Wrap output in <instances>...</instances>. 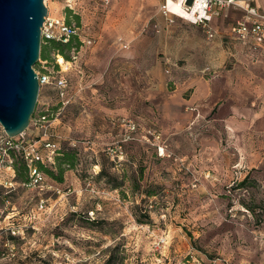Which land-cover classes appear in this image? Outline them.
I'll return each mask as SVG.
<instances>
[{
  "label": "rangeland",
  "instance_id": "1",
  "mask_svg": "<svg viewBox=\"0 0 264 264\" xmlns=\"http://www.w3.org/2000/svg\"><path fill=\"white\" fill-rule=\"evenodd\" d=\"M159 1L111 0L102 11L92 0H44L94 41L75 60L66 50L63 71L54 50L33 65L51 81L25 131L40 139L45 113L49 138L77 161L62 182L41 171L42 181L23 183L15 158L2 159L0 264H104L110 254L111 264H264V127L245 126L242 112L217 119L229 105L243 109L244 95L233 104L215 95L202 115L188 106L181 41L192 28L207 34L180 17L170 24ZM247 3H230L218 22L232 25Z\"/></svg>",
  "mask_w": 264,
  "mask_h": 264
},
{
  "label": "crops",
  "instance_id": "2",
  "mask_svg": "<svg viewBox=\"0 0 264 264\" xmlns=\"http://www.w3.org/2000/svg\"><path fill=\"white\" fill-rule=\"evenodd\" d=\"M159 2L161 6L162 1ZM251 3L259 12L264 13V0H251ZM94 6L97 7L96 4ZM161 13L170 24L176 22L175 16L166 15L162 11ZM218 18L215 16L211 21L214 30L212 38L208 36L205 38L192 28L195 30L192 36L181 41L179 53L184 60L182 77L188 80L189 85H193V91L186 99L187 104L202 115L206 111L203 106H207L206 104H209L215 95L227 96L230 104L236 103V97L239 95H244V110L237 108L236 104L229 105L226 113L220 114L217 119L228 123L238 118L236 113L242 112L239 114L243 116L240 121L245 126L252 127L259 124L264 127V41L253 50L251 37L247 42H242L231 30L234 23L230 26H222ZM193 26L199 25L193 24ZM203 31L205 32L204 28ZM79 34L82 38L94 41L89 33L79 32ZM117 41L120 47L129 46V42L122 35L117 37ZM83 45L85 44L81 46ZM166 60L169 61V58ZM206 67L210 68L207 74L203 72ZM254 104L256 107L253 106Z\"/></svg>",
  "mask_w": 264,
  "mask_h": 264
},
{
  "label": "built area",
  "instance_id": "3",
  "mask_svg": "<svg viewBox=\"0 0 264 264\" xmlns=\"http://www.w3.org/2000/svg\"><path fill=\"white\" fill-rule=\"evenodd\" d=\"M96 6L105 11L110 5V0H93ZM161 11L168 15L175 17H180L184 20L189 21L192 24H196L204 28L208 38L214 36V30L211 27V21L213 17L220 15L224 7L230 3H236L237 0H188L179 1L182 8L189 15V19L179 16L174 10H170L168 6L169 0H161ZM177 2L178 0H173ZM72 3L75 0H66L68 7L73 8ZM245 13L242 18L235 21L231 30L236 34V36L242 41L247 42L248 38H252V49L256 50L264 41V13L259 12L258 9L250 4L242 6ZM77 35L81 40L82 44H90L92 41L88 38H82L78 32V27L74 24L67 23L66 20L59 16L51 15L47 10V14L44 17L43 24L41 26V37L44 40H56L62 43H67L72 36ZM126 46V44L124 45ZM72 60H75L78 56V50H73ZM57 61L61 66L65 62L64 57L60 54H56ZM43 64L46 60H41ZM70 63V61L65 62ZM209 68L206 67L203 72L207 73ZM39 77L40 84L49 83L50 75L47 73H37ZM55 85L59 89V93L63 95L64 89L67 84V80L63 74H60L55 79ZM49 123L48 118L45 113H40L36 118L35 125L41 130L42 134L40 139H35L34 137H29L26 131L21 134L10 137L4 131L2 125L0 124V162L4 157L13 158L12 152L18 154L22 157L26 163L29 170V179L34 181H42L43 175L37 166L38 162L52 161L53 153L57 144L48 140L50 134L47 133L46 125ZM43 142H40L42 141ZM47 150V154L44 156L42 153V148Z\"/></svg>",
  "mask_w": 264,
  "mask_h": 264
},
{
  "label": "water",
  "instance_id": "4",
  "mask_svg": "<svg viewBox=\"0 0 264 264\" xmlns=\"http://www.w3.org/2000/svg\"><path fill=\"white\" fill-rule=\"evenodd\" d=\"M46 14L44 0H0V124L10 137L25 131L36 107L40 81L33 65Z\"/></svg>",
  "mask_w": 264,
  "mask_h": 264
},
{
  "label": "trees",
  "instance_id": "5",
  "mask_svg": "<svg viewBox=\"0 0 264 264\" xmlns=\"http://www.w3.org/2000/svg\"><path fill=\"white\" fill-rule=\"evenodd\" d=\"M70 12V10H67ZM67 14V13H66ZM76 18V22L79 19L78 15L74 16ZM66 22L70 23L69 18L66 16ZM71 24V23H70ZM41 51H40V58L42 60H46V63L50 60V50H54L57 54L62 55L64 58L69 59V54L66 52V50L74 49L78 50V47L81 45V40L77 35H74L71 37V39L67 43H62L56 40H44L42 41ZM29 135V134H28ZM29 137H32L29 135ZM49 141L55 142L57 144V147L54 150L53 153V165H47L45 162H38L37 166L40 169V171L44 172L47 176L54 179L57 182L63 181V174L64 171L68 168H74L77 161V155L74 148L70 146H60L57 141H53L50 138H48ZM42 148V147H41ZM12 157L15 158L13 162V166L16 172V180L21 181L23 183H27L29 181V170L22 159V157L19 155L16 158V154L12 152ZM103 174V168L100 169L99 175L101 176ZM244 182L241 181L240 185H242ZM118 187V185L114 186ZM148 195H154L153 192L149 191L147 192ZM112 256L111 254L108 256V258L105 260L104 264H111L112 262Z\"/></svg>",
  "mask_w": 264,
  "mask_h": 264
},
{
  "label": "bare ground",
  "instance_id": "6",
  "mask_svg": "<svg viewBox=\"0 0 264 264\" xmlns=\"http://www.w3.org/2000/svg\"><path fill=\"white\" fill-rule=\"evenodd\" d=\"M237 1H238V2H243V0H237ZM172 2H173V0H169V1H168V6H169V9H170V10H173V9L171 8ZM180 2H182V0H180ZM177 14H179V16H181V17H184V18L189 19V15H188L187 12L182 8V6H181L180 3L177 4Z\"/></svg>",
  "mask_w": 264,
  "mask_h": 264
}]
</instances>
